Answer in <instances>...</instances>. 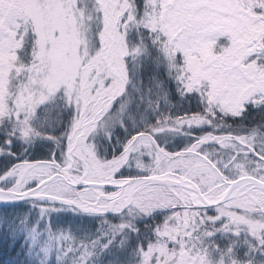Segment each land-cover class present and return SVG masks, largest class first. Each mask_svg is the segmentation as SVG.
<instances>
[{"label":"snow or ice","instance_id":"1","mask_svg":"<svg viewBox=\"0 0 264 264\" xmlns=\"http://www.w3.org/2000/svg\"><path fill=\"white\" fill-rule=\"evenodd\" d=\"M3 264H264V0H0Z\"/></svg>","mask_w":264,"mask_h":264},{"label":"trees","instance_id":"2","mask_svg":"<svg viewBox=\"0 0 264 264\" xmlns=\"http://www.w3.org/2000/svg\"><path fill=\"white\" fill-rule=\"evenodd\" d=\"M2 247L3 245L2 243H0V251H2ZM0 264H3V257H0Z\"/></svg>","mask_w":264,"mask_h":264}]
</instances>
